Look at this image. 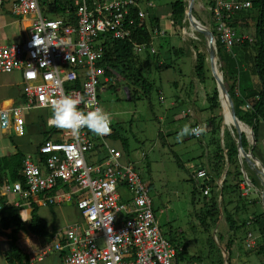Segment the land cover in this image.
Instances as JSON below:
<instances>
[{"label":"built area","instance_id":"obj_1","mask_svg":"<svg viewBox=\"0 0 264 264\" xmlns=\"http://www.w3.org/2000/svg\"><path fill=\"white\" fill-rule=\"evenodd\" d=\"M58 2L70 3L71 9L53 13ZM5 5L12 16L28 20L21 41L0 44V72H20L19 90L24 98L19 105L0 109V128L12 129L17 135L25 133V112H51L52 102L64 95L82 98L78 107L83 112L101 106L100 93L114 79L106 74L109 71L114 76L104 64L111 40H128L134 53L145 49L155 53L154 39L166 35L165 29H154L149 46L132 39V28L148 27L146 18L153 0H0V7ZM205 6L206 26L215 43L230 51L246 39L254 41L238 33L230 20L250 9V0H209ZM245 108L250 109V104ZM190 112L182 111V115ZM50 118L46 123L54 133L42 147L45 157L26 156L20 171L22 181H0V218L10 206L53 208L71 203L80 220L56 231L54 244L29 255V264H41L51 254L58 255L59 264H172L177 249L162 234L148 185L112 141L111 125L110 133L103 137L87 128L74 136L55 127ZM201 126L204 132L192 136L202 138L207 123L191 127ZM191 178L207 196L208 170L196 168ZM216 183L219 189L221 179ZM241 188L242 195H248L250 183L243 181ZM252 218L247 221L243 246L264 252V228L261 232L249 230Z\"/></svg>","mask_w":264,"mask_h":264},{"label":"rangeland","instance_id":"obj_2","mask_svg":"<svg viewBox=\"0 0 264 264\" xmlns=\"http://www.w3.org/2000/svg\"><path fill=\"white\" fill-rule=\"evenodd\" d=\"M175 1L185 3L186 12L188 0H153V8L166 10ZM208 2L209 0H196L193 8L194 17L204 25L209 21L207 11L203 9ZM252 12L256 13V11ZM230 20L231 23L235 21L238 25H247L245 15L242 13L232 15ZM21 25H23L22 22L12 16L6 5L0 7V44L21 41L23 39V27ZM146 25L151 29L152 24L148 18H146ZM159 26L166 30V36L154 39L156 46L155 58L147 61L146 50L135 54L136 59L139 57L138 66L144 67L143 72L149 77L152 84L151 90L148 92L141 85L131 83L124 77L119 65L116 70L111 68L112 73H114V79H112L111 84L106 85L105 91L100 93V104L101 107L111 114L115 128L127 136L129 140L130 150L127 158L134 163L135 169L141 175L143 181L150 186L149 194L153 201V208L157 209L155 214L160 229L166 233L168 225H170L173 231H176V234L182 232L185 236V250L188 251L189 257L192 258L191 260L184 259L179 264H219V254L210 246L208 236L203 233L198 232V235L196 232H192L188 223L191 219L190 213L193 208L191 195L193 183L190 177L200 164L199 158H202L203 162L205 160L203 167L208 166V169H206L212 171L208 164L211 154L207 147L205 148L207 138L204 136V142L195 138L187 139V136L179 141L177 140L180 130L191 119L190 116H183L181 113L182 109L186 110V104H188L181 97L193 95L194 89H200L201 98L205 99L213 91V87H216V80L214 77V79L212 78L213 72L207 57L206 65L209 71H206L205 81L201 82L195 75L196 52L206 53V47L204 40L200 39L196 30L188 24L185 13L181 23H178L170 14L161 19ZM184 27L186 32H188V36L184 33ZM241 32L244 35L254 37L253 27L251 30L245 29ZM159 40L160 48L156 44ZM171 47L179 49L181 51H179V55H176L173 51L171 53L169 51ZM224 50L226 51L225 48ZM250 53L252 55L255 53L252 48H250ZM135 62L137 63L138 60H135ZM170 63L172 64L170 70H166ZM217 63L219 67L223 66L220 58L219 60L217 59ZM247 70L249 71V78L251 80L256 79L257 83H259L258 76L250 63L248 65L242 64L240 71L239 68H235L232 71V75L236 77L238 71L246 72ZM217 75L221 78L223 85L225 84L226 88H228L232 81H227L221 68L220 73ZM9 77L12 76L7 73L0 74V83ZM14 79L16 86L13 89H19L17 83L19 84L21 79L18 75H14ZM250 81L249 85L251 84ZM126 88L129 91L130 99L125 97L124 90ZM5 90L9 94L10 90ZM221 91L227 97L222 85ZM177 97L181 99L180 103L173 105L172 102L178 99ZM19 104L16 103V105ZM224 106L230 112L229 100L227 102L225 100ZM43 111L45 110L32 109L25 112L26 121L27 119H34L36 122L32 123L31 126L26 123L24 133L26 136H23V138L18 137L12 129L4 132L0 128V156L15 153L19 149L26 152L23 145L26 146L31 142L33 143L32 140L40 131L37 121L42 120L46 123V118L50 115L49 110L46 113ZM229 121L224 115L222 124L224 133L227 130L233 134L234 124ZM45 127L52 129L47 126V123ZM234 139H236L235 135ZM114 144L121 147L119 141L114 142ZM196 149L199 152H196ZM259 151L253 152V155L264 165V158L261 157ZM196 154L198 156H195ZM238 163L240 164L239 160ZM147 166L149 169H147ZM220 207L222 208V206ZM22 210L24 208L17 209V212L26 220L28 211L21 212ZM38 214L46 220L48 229L54 233L51 238H43L44 241L34 236L29 244H23L25 250L28 252L32 251V253L34 250H39L42 246H52L56 231H60L67 225L80 220L79 215L76 213L75 205L71 203L53 208L39 207ZM221 217L216 235L220 233L225 237L227 225L223 214ZM197 224L195 220V225ZM45 242L47 244L44 245ZM233 263L235 262L230 257V264ZM172 264H175V260L172 261ZM226 264L228 263L226 262Z\"/></svg>","mask_w":264,"mask_h":264},{"label":"trees","instance_id":"obj_3","mask_svg":"<svg viewBox=\"0 0 264 264\" xmlns=\"http://www.w3.org/2000/svg\"><path fill=\"white\" fill-rule=\"evenodd\" d=\"M250 1L252 4L249 9L250 11L239 12L245 15V19L247 21V25H242L240 27L243 29H250L253 27L254 41L250 42L246 39L241 44H237L232 47L229 51L230 53L227 52L228 50L225 51L224 47L220 45L218 41L216 42V46L218 49V57L223 63L221 71H223L224 77L227 81L233 79V82L230 83V86L227 89L234 101L236 116L240 121L252 126L253 128L256 139V146L253 150L255 153V151H259V143L262 131L264 130V0ZM63 9L70 10V3L58 2V4H54V9L52 8L51 11L55 14H61ZM252 11H256V13L254 14ZM148 12L149 15L147 18L152 24V27L150 26L151 29L147 26L135 27V29L132 28L134 33L132 39L136 42L145 43L149 46L152 41V31L154 29L161 28L159 25L162 18L171 14V16L178 23H181L185 13V3L182 1H175L166 10H159L158 8L152 7L148 9ZM231 25L233 27H239L235 21L234 23H231ZM184 33L185 35L188 34L185 31ZM198 37L204 40L202 35L198 34ZM250 48L254 50V55L250 53ZM146 51L147 61L155 58L154 53L151 54L149 50ZM169 51H173L176 55H179L181 52L179 49H175L174 47L169 48ZM135 54L136 53L133 51V45L128 40H111L107 44V50L104 53V64L110 69L112 68V70L118 69V66L120 65V71L126 79H128L131 83L133 82L141 85L149 92L152 84L150 83L149 77H147L148 75H145L143 72L144 67L138 66L139 57L136 59ZM206 57V53L199 51L196 52L194 72L201 82L205 81L206 71H209L206 65ZM135 60H138V62L136 63ZM249 63L252 64V68L258 76V88L254 87L252 84H248L250 81L248 70L246 72H239L242 64L248 65ZM171 65L172 64L170 63L166 68H170ZM235 68H239V71L237 76L233 77L232 71ZM245 73H247V76ZM106 74L109 77H113L109 71H107ZM213 88V91L206 97L208 103L206 110L209 113V116L206 119V133L200 139L195 138L192 135H189L188 137V139L195 138L201 142L204 141V136L207 137L205 148L207 147V150H209L211 154L208 159V164L210 165L212 171L208 170L209 180L206 182V185L209 187L210 192L207 196H205L203 194L202 187H196L193 179L190 177V180L193 183V189L191 191L193 208L190 213L191 219L188 223L192 232H196V234L199 232L208 236L210 246L215 249L217 254H219V264H225L226 262L230 264V256L225 260L219 246L215 243L213 239V230L223 214L230 236L228 235L227 237H224V235L220 233L216 236L220 247L228 253L231 252L234 244L233 236L239 232L238 230L241 227L245 226L246 231L248 230L247 221L249 219L241 222V224H238L235 218L236 211H238L241 206L247 205L249 202L247 201V198L242 195V188L240 185V183L243 182V176L241 173V166L238 163V152L235 145L237 138L234 139L226 130L224 133V145L222 146L220 142L222 115L218 101V93L216 87ZM222 95L224 101L226 100L227 102V97L223 94V91ZM22 98L23 97H21V99ZM248 103L251 106L250 109L245 108V105ZM51 114L52 113L50 112V115ZM37 122H39L40 125H38L39 129L43 131L41 133L42 138L37 147L36 154L40 158H44L45 154L42 152V147L44 143L52 137L54 130L46 128V123L42 120ZM249 126L247 127L251 131ZM111 128L112 134L110 137L112 141H119L122 150L124 153L126 152V156H129L130 149L127 136L120 133L115 128L113 122L111 123ZM249 137L251 140V134ZM242 145L245 149H247L248 143L244 135H242ZM25 158L26 154L19 150L11 155L0 156V181H3L5 178H8L10 181H22L20 171ZM227 162L229 167L225 178L222 181L221 187L218 189L216 182L222 177ZM203 164L204 162L202 161L201 167H203ZM147 169H149L148 166ZM251 180L254 185L258 186L255 179L252 178ZM148 188L150 190V186H148ZM257 201L259 202V199ZM220 206H222V208ZM38 210L39 207L32 205L29 209L27 221H24L21 215L17 212V209H14L12 206L4 210V214L0 218V238L8 240L11 243V250L7 255V261L10 264H29V254L24 253L17 244L19 234L24 233L43 238L52 237V233L48 230L46 220L39 216ZM154 212L157 213V209H154ZM252 217L249 230L251 229L256 232H261L264 228V211H262L259 215H254ZM195 220L198 223L197 225H195ZM162 234L177 249V254L174 259L175 264L181 263L184 259L191 260L192 257H189L188 251L185 250V236L182 232L176 234V231H173L171 226L168 225V230L166 233L162 232Z\"/></svg>","mask_w":264,"mask_h":264},{"label":"crops","instance_id":"obj_4","mask_svg":"<svg viewBox=\"0 0 264 264\" xmlns=\"http://www.w3.org/2000/svg\"><path fill=\"white\" fill-rule=\"evenodd\" d=\"M19 20L23 24L21 26L23 27L22 28V32H23V37H24L25 33L28 31V28H27L28 27V25H27L28 24V20L27 19H22V20L19 19ZM240 26H242V25H239V27H234L237 30L238 33H242L241 31L245 30V29L241 28ZM250 30H251V28H250ZM159 38H161V37H158V39ZM156 44H157V47H159V48L161 47L160 40ZM234 46H236V45H234ZM170 68H167L166 70H170ZM243 70H245V68H243ZM0 74H6V73H1L0 72ZM9 74L12 77L7 78L5 81L0 83V109H7V108H9L11 106H16V103L17 104L21 103L24 100V98L21 99L20 90L19 89H15V90L13 89V87L16 86L14 75H18L19 78H20V72L19 71H14V72L9 73ZM250 80H251V78H250ZM252 80H253V82H252ZM252 80L250 81V83L252 85H254V87L258 88V84L259 83H257L256 79H252ZM228 81H232L233 82V79L228 80ZM17 85H20V81H19V84L17 83ZM174 86H176V85H174ZM5 89H9L10 90L9 94L6 92ZM190 96L181 97V99H185L187 101V103H188V104H186L187 106H186V110L185 111H187V110L191 111L187 115V116L191 117L190 122L187 125L193 126V125H195V124H197L199 122L206 123V119L209 116V113L206 110V108L208 107V103H207L206 98L205 99L201 98L200 89H198V90L194 89V94L190 95ZM181 99H179V98L175 99V101L172 102V104L173 105L179 104ZM35 110H39V109H35ZM182 111H184V110L182 109L181 113H182ZM43 112L46 113L47 111H43ZM34 122H36V120H34V119H27V121H26L28 126H31L32 123H34ZM37 124L39 125V122H37ZM2 131H4V130H2ZM42 131L43 130H40L38 132V134L32 140L33 143L31 142V143H29L26 146L23 145V147L26 149V152H24V151H22L20 149H19V151L25 153L26 156H35L36 155V151H37V147H38V145H39V143L41 141V138H42L41 137ZM4 132H7V131H4ZM23 136L25 137L26 135L25 134L18 135V137H21V138H23ZM188 137L189 136H187L186 138L188 139ZM259 146H260V155H261L262 158H264V130L262 131V136H261V139H260ZM21 147H22V145H21ZM197 151L198 150L196 149V152ZM8 155H11V154H8ZM195 156H198V155L196 154ZM199 161H200V164H199V166L197 168L201 167L202 159L199 158ZM204 162H205V160H204ZM245 169H246V172H247V177L250 179V190H249L248 195H246L244 197L247 198V201L249 203H247V205L241 206L240 209L238 211H236L235 218H236L238 224H241V222L246 221L247 219L251 218L254 215H259L263 211V208H262V205H261L260 199H259V192H258L259 188H260V180L257 177V175L250 168L245 166ZM241 173H242V176H243V181H245L246 179L244 178V174H243L242 171H241ZM252 178L257 181L258 186L254 185L252 183V180H251ZM240 185H241V183H240ZM257 198L259 199V202L257 201L258 200ZM65 205L66 204H64L62 206H65ZM23 208H24V210H22L21 212L28 211V213H29V209H30L29 207H23ZM75 210H76V213L79 215L76 207H75ZM221 218L222 217H220V219H219V221H218V223H217V225H216V227L214 229L215 233L217 232V227H218V225H219V223L221 221ZM79 219H80V215H79ZM24 221H27V219L26 220L24 219ZM238 231L239 232L233 236L234 237V244L232 246L231 252L228 253V252L225 251L226 252V256L224 258H227L229 256L232 257V260L235 262L233 264H264V252L258 251V250H255V251L246 250V248L243 246V237H244V233L246 231L245 226L241 227ZM49 232L53 234V232L51 230H49ZM228 235L230 236V233L228 232V228H227V233H226L225 237H227ZM34 236L40 238L41 240H43V237H39V236H36V235H28V234H24V233L23 234H19L18 240H17V244L19 245V247L21 248V250L24 253H27V254L31 255L33 253L38 252L40 249H42L43 247L46 246L45 244H47V242L44 243L45 246L40 247L39 250H34L33 253H32V251L28 252L27 250H25V248L23 247V244H29L32 241V238ZM10 250H11L10 241L0 238V264H10L7 261V255H8ZM59 262H60V260H59L58 255L53 254L51 258L45 260L41 264H59Z\"/></svg>","mask_w":264,"mask_h":264},{"label":"water","instance_id":"obj_5","mask_svg":"<svg viewBox=\"0 0 264 264\" xmlns=\"http://www.w3.org/2000/svg\"><path fill=\"white\" fill-rule=\"evenodd\" d=\"M195 1L196 0H188V2H187L186 12H185V16H186L187 22H188V24L190 26H192V28L194 30H196V32L198 34L202 35L203 38H204L207 58L210 61V66H211V69H212V72H213L212 78L214 77L215 80L217 82H220V84L222 85L223 90H224V92L227 95L228 100H229L231 118L237 124L238 122H242V121H240L238 119V117L236 116L234 101H233L232 97L230 96V94L228 92V89L226 88L225 84L223 85L221 78H219L216 75L215 60L216 59L219 60V57H218L217 46H216V43H215L214 34L206 25L202 24L200 21H198L194 17L193 8H194ZM124 93L126 94L127 99H130L129 98V91H128L127 88L124 90ZM218 101H219V104H220L221 115H222V122H221V129H220V142H221V145L223 146L224 145V128H223L222 124H223L224 113H223V108H222V104H221V101H220L219 94H218ZM242 123H244V122H242ZM244 124L247 125L246 123H244ZM247 126H249V125H247ZM249 127L251 128V131H250L251 132V140L248 138L247 134L243 130H241L239 128V126H237V125H234V133L232 134V132H229V134L233 138H234V135L237 138V140L235 141V145H236V149H237V152H238V160L240 162V166H241L240 168H241V171L244 174V178L246 179V181L248 183H250V179L247 177V172H246L245 166L250 168L257 175V177L260 180V188H259L258 192H259L260 203H261L263 211H264V165L262 164V162L257 157H255L253 155V151L252 150H253V148H254V146L256 144V139H255V136H254V132H253L252 126H249ZM242 135H244L246 140H247V143H248L247 149H245L243 147V145H242ZM241 156L243 158H241ZM258 162H260V163H258ZM227 170H228V162L226 163L225 171H224V173H223V175L221 177V184H222L223 179L225 178ZM213 239H214L215 243L219 246V248H220V250H221V252L223 254V257H225L226 256V252H225V250L223 248L220 247V245L218 243V240H217V236H216L215 230H214V233H213ZM224 259L226 260V258H224Z\"/></svg>","mask_w":264,"mask_h":264},{"label":"clouds","instance_id":"obj_6","mask_svg":"<svg viewBox=\"0 0 264 264\" xmlns=\"http://www.w3.org/2000/svg\"><path fill=\"white\" fill-rule=\"evenodd\" d=\"M82 103V98H74L70 95H64L56 99L51 104V122L59 128L70 131L74 136L78 135L80 130L87 128L98 137L106 136L110 133L112 123L111 114L103 107L93 105L88 112H83L78 105ZM204 132V128L191 127L185 125L179 132L177 140L185 136H199Z\"/></svg>","mask_w":264,"mask_h":264},{"label":"bare ground","instance_id":"obj_7","mask_svg":"<svg viewBox=\"0 0 264 264\" xmlns=\"http://www.w3.org/2000/svg\"><path fill=\"white\" fill-rule=\"evenodd\" d=\"M185 32H186V29H185V27H184V29H183ZM188 33V32H187ZM187 36H188V34H187ZM194 38V37H193ZM220 68H221V66L219 67V65H218V63H217V59L215 60V69H216V75L217 74H219L220 73ZM218 76V75H217ZM221 77V76H220ZM216 90H217V93L219 94V96H220V101H221V104H222V108H223V113H224V115H225V117H227L230 121L229 122H231L232 121V123L234 124V125H237V126H239V128L241 129V130H243L246 134H247V136H248V138L250 139V134H251V132H250V129L244 124V123H242V122H238L237 124H236V122H234V120L231 118V115H230V112L225 108V106H224V99H223V95H222V91H221V85H220V82H217L216 81ZM228 100V99H227ZM226 104V103H225ZM231 124V123H230ZM233 131V130H232ZM258 163H260V162H258ZM261 165V164H260Z\"/></svg>","mask_w":264,"mask_h":264}]
</instances>
